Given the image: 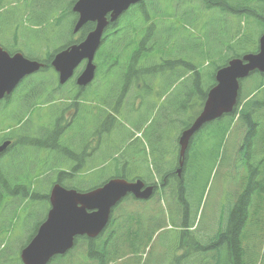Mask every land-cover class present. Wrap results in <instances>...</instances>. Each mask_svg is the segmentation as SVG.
<instances>
[{"label": "trees", "instance_id": "obj_1", "mask_svg": "<svg viewBox=\"0 0 264 264\" xmlns=\"http://www.w3.org/2000/svg\"><path fill=\"white\" fill-rule=\"evenodd\" d=\"M77 1L78 0H0V17L4 22L3 32L6 38V40L2 42L3 48L10 54L22 52L29 59H35L33 57H44L42 54L38 53L37 55L30 54L29 51L32 49L31 46L40 41L46 27L50 24L60 25V23L67 18L69 13L72 16L74 15V27L78 15L73 12V6ZM261 2H263V0H185L184 2L175 4L172 9L182 10L187 5L188 9H186V15L192 16V19L196 11L199 16L202 15L199 14V12L205 13L211 10V23L214 29L218 31L221 39L224 38L226 43H230L233 39V28L235 27V23L236 29L234 39L238 35L240 17L249 16L254 19L259 17V19L264 21V6L259 5ZM126 15H128V17L124 19ZM168 15V12L163 7L160 10V6L155 0H148L146 3L132 7L116 23H110L104 34L101 50L96 58L97 79L95 83L98 82L106 89L107 93L104 96H100L99 92H97L98 88H95L94 91L90 88L87 92L85 89L77 87L74 81L67 84L70 89L68 90L67 88L66 92L63 91L66 85L61 86L59 84L53 86L52 81L50 83L47 77L38 78L41 75L35 77V90L36 87L37 90L41 92L47 90V95L50 100H40L38 96L31 101V107L36 106L39 102L55 103L58 100L56 98L57 94L61 95L59 100H62L63 105L66 107L62 106L63 116L56 120L55 126L57 134L53 136V145L52 143H50V146L48 145V138L42 141L44 148L47 149L46 151L50 156L48 160L52 159L51 151L57 153V166H60V169L57 170V167L55 169V171L59 173L55 182L68 189H75L79 192L98 188L113 178H123L128 181L142 180L145 183L151 182V177H149V175L142 177L137 175L138 172L134 170L135 163L139 155L143 153V149L138 142L134 140V135L130 134L126 129L124 130L121 124L123 117H130L131 119L136 114L130 102L126 100V102H128L126 105L125 99L122 97H124L126 93H129L133 86V79L137 75L139 77L142 74L150 75L160 72L166 77L175 75L174 77L176 80L179 79V77L184 78L188 74L192 75L195 78V82L187 93L189 96L193 94L197 95V102L200 100V102L197 103V113H199L202 106L201 102L206 99L209 91L208 89L210 88L205 87L209 75L202 70L203 58L184 57L183 51L179 53L180 55H174V52H170L168 55L166 54V56L161 55L162 64H152V54H160L161 49L164 48L165 50L172 40L186 43V34H178L173 23L164 24L161 18L167 17ZM197 20V25H199L201 24V20L203 22L204 17L203 19L198 17ZM194 22L195 19H193L190 24L193 25ZM222 23L223 27L221 29H216L220 28V24ZM73 27L72 29H74ZM94 27L95 25L92 23L87 24L81 30L78 37L71 31L69 43L63 44L54 53L49 54L47 56L49 57L48 59L42 61L46 65L45 71H43L42 74L47 72L48 69H52L50 67L51 61L56 53L82 42L87 34L94 30ZM202 27L205 28L206 24H202ZM239 40L241 44L243 37ZM212 43L218 44L219 37H216V39L214 38ZM134 44L138 45L136 50L133 46ZM197 47L196 45V48ZM233 47L234 46H230V51H232V53ZM142 54H144L143 60L146 62V64H142V66L146 65V68L141 66L139 69L138 67L140 66ZM196 54L199 55V53ZM234 54H236L235 51L233 56ZM236 56L239 57L240 55L236 54ZM229 58L230 57H217L216 53H211V57H205V64L207 66L213 64L216 68L211 76L210 84H213V86L216 83L215 73L219 68L223 67L224 60H228ZM144 61H142V63ZM261 77L262 81L258 89L264 88V75H261ZM46 80H48L47 83ZM73 93L74 96L72 97L71 94L73 95ZM139 94L143 99L141 104L143 109L150 108L153 112L156 108L155 105L150 104L146 96H143L140 92ZM166 98L160 105L159 112L164 109L167 101ZM183 106L185 108V105ZM74 107L76 110L82 108L91 109V112L95 110L97 121L90 122L87 119H83L80 113H77L74 117L73 125L70 126V129L63 132V130H65L63 126L67 123L65 115ZM114 115L120 117V120H117ZM249 116V111L245 110L240 120L247 119L250 124L251 120ZM23 119L24 116H22L19 121ZM178 119H181L178 112L175 121H173L172 118L167 121L166 114H162L160 116L159 127L160 131H162V129H168L167 137L172 136L177 141L182 134L181 127L176 123ZM109 120L114 121L111 128L114 127L116 129L115 134L111 129H103L101 134L97 135V137L100 136V141L95 154L90 156L87 155V148L97 142L94 140L96 132L91 131L90 126L94 123L97 127H100L101 124L104 128V125ZM146 122L147 120L143 122V125ZM231 122L224 128L222 131L223 134L228 131L232 125ZM181 124L183 128L184 123ZM24 126L20 129H13L6 132L13 126L0 125V141L9 137L14 140L16 139L15 145L9 149L8 155L4 157L9 160L10 165L8 167L2 165L1 160L4 158H0V264H22L20 257L15 254L13 248L9 249V247H12L10 240L12 239L11 232L13 225L16 219L19 218V213L22 208H24V211L27 208V211H29L31 208V211L33 210V212H36L43 202L47 205L51 186L55 184L53 181L40 178V175L36 176V173L30 181L26 182L23 180V168H25L26 176L29 177L37 165V163L33 165L30 161L32 148L35 147V151L32 152L33 156L44 151L43 148L36 147L38 141L35 139L34 132V137H32V139L28 140L26 138L25 134L27 133H24ZM111 134L115 136L112 142L110 141ZM117 142L120 143L121 148H114ZM128 142H130L129 155L124 157L122 146ZM168 144L169 141L166 139V148L164 152H167L169 149ZM220 145L221 143L214 148L213 155L209 156V154L199 155L200 149L197 142L191 144L188 153H186L184 165L182 167L185 175L182 179L184 181V186L181 187V191H185L184 189H186L189 193L190 187L192 186L193 188L195 182L199 183L202 174L200 168L207 159H210L208 177L211 176L219 161ZM258 146L259 148H263L264 144L259 143ZM103 151L105 153L109 152L111 155H114L115 158L120 154L118 159L119 166H116V173L111 174V177H107L95 185L85 183L87 180V173L100 169V163L97 159ZM179 153V147L177 149L175 148L170 159L165 160V164L162 168V171H165V175L175 174V170L179 168ZM25 154L27 155L25 156ZM20 155H23L25 164H22V162L18 160ZM247 157H249V155L240 154L238 157L232 156L228 163V177L230 180L235 181L238 187L234 192L236 204L230 213L229 225L227 230H225V245L227 246V250H221L218 256L212 258V264H264V163L259 161L260 164H258L251 158L248 167V164L245 163ZM48 160L46 161L45 159V168H49ZM193 163L197 166L196 171L195 167L192 166ZM22 165L25 166L22 167ZM38 166L41 167L39 172H43L45 173L44 176L49 177L45 168L39 164ZM232 170L235 174L243 170L245 182L241 183L235 179ZM50 175L52 176V174ZM79 181L83 182L79 184ZM207 184L208 182L203 185V189L207 187ZM179 194H181V192L176 190L170 192L168 197L171 200H178ZM125 201L126 203L121 206ZM132 201L136 200L132 197H128L114 210L110 224L99 238L95 240L86 237L78 238L72 251L66 255L55 257L49 264L53 261H57L58 264H74V262H77L76 264H119L126 263L131 254L137 255V257L142 260V264L153 263L154 260L146 256V251L152 241L150 233L155 227L142 228L139 223L140 217L137 214L130 212L128 208L126 211L122 209V207ZM48 209L49 207L47 208V212ZM44 219L37 224L33 233L28 236V241L20 248V251L31 241ZM163 220L167 221V218ZM175 226L179 227V224H174L173 227ZM183 227L188 229L187 224ZM206 230H208V228L203 229V231ZM202 235V232L199 233V237L197 236L195 239L204 251L209 253L214 250V243L217 240L214 235L213 244L208 248L200 239ZM167 237H171V234H164L162 243L164 247H167L164 245ZM138 244L142 245V253L137 248ZM199 252L200 250L197 244H193V242L189 243L187 255L193 257L194 261L192 264H207L209 257L200 260ZM202 254L204 253L202 252ZM170 258L171 257L165 259L166 263L174 264L169 261Z\"/></svg>", "mask_w": 264, "mask_h": 264}, {"label": "rangeland", "instance_id": "obj_2", "mask_svg": "<svg viewBox=\"0 0 264 264\" xmlns=\"http://www.w3.org/2000/svg\"><path fill=\"white\" fill-rule=\"evenodd\" d=\"M155 1L159 4L161 10L162 4L165 3V0ZM173 3L176 2L173 1ZM259 5L264 6V0L263 2L259 3ZM170 6V2L165 3V7L167 9H169ZM185 9H188L187 5L185 6ZM127 17L128 15H126L124 19ZM73 18L74 15L72 16L69 13L67 18H65L62 23H60V25L57 26L50 24L48 27H46V29L43 31V37L40 39V41L37 42V44H33L31 46L32 49L29 51V53L32 55H37V53L42 54L44 57L38 58L46 60L49 58L47 57L49 54L54 53L63 44L69 43L71 39V31L73 33L75 30V26L73 27ZM252 20H254V25L250 26V22ZM72 27L74 29H72ZM180 28L182 32L189 37V40L194 45V47L196 48L197 45L198 47L196 49L200 50L198 57L203 58L202 70L209 75L205 87L213 86V84H210L211 76L215 72L216 68L213 64L207 66L205 64V57H211L212 51H215L217 57L220 58L227 57V55L219 50H215L213 44L209 48L201 47L200 39L195 36L197 30L196 27L190 24H186L182 25ZM263 30L264 21L262 19L250 18L248 20V26L243 27V40L241 44L246 43V51H242L243 53H251L255 50V47L259 42V37L261 36V34H263ZM3 40H6V38L3 37ZM202 45L205 46L204 41H202ZM237 47L238 46L234 47V50ZM226 50L230 51L228 48ZM151 58L154 59L155 57ZM224 61L225 64L227 62V59H225ZM159 64L162 63H158V65ZM174 76L175 75L166 77L159 72L154 77L153 84L154 86H156V88L153 89V93L150 96V104H154L156 107L153 112L150 108L143 109L139 102L137 104H134L133 100L130 104L133 106L132 108L136 113L135 116L131 119L130 117H123V121L121 123L122 128L124 130L126 129V131H128L130 134H133L134 140L138 142V144L143 149V153L139 155L134 166V170L138 172L137 175L139 176L143 177L149 175V177H155L156 173L158 172V167L163 161L164 151L166 148L165 141L168 136V129H162V131H160V116L162 114H166V116L169 117L173 113L178 112L181 117V119H179L180 122L185 123L190 118H194L197 113L196 107L194 105H192L190 109H185L184 106L181 105L179 111L177 108V105L179 104L194 102L187 91L193 86L195 78L192 75L188 74L184 78L179 77V79L176 80ZM40 77H47L50 83L52 81L53 86H57L60 84L57 72L54 69H52L51 72L43 73L38 78ZM47 81L48 80H46V83ZM261 81V75L259 73H255L250 77L244 79V81L242 82L241 94L244 98H247L243 103L244 110L255 112L257 111L258 107H262V104L264 103V88L258 89ZM65 85L66 87L63 91L67 92V88L69 90L70 87L67 86V84ZM95 88H98L97 92H99L100 96H104L107 93L103 85L99 84L98 82L93 85L92 90L94 91ZM157 94H163L167 97L164 109L160 112L159 96ZM71 96L73 97L74 93L73 95L71 94ZM59 97H61V95L57 94L56 98L58 100L55 103L41 102L38 103L37 106L33 107H18V111L21 112L22 116L25 117L24 123H26V125L24 126V133L26 131V128L33 131L35 133V139L36 141H38L36 147L44 149V151H41L36 154V156H33L32 152L35 151V147L32 148L30 161L33 165L35 163H37V165L33 169L31 176L29 177L26 176L25 168H23L22 178L26 182L30 181L35 173L36 176L40 175V178L53 182H55L58 178L59 173L55 171L58 162V157L56 155L57 153L55 151H51L52 159L48 160L50 156L46 151L47 149L44 148L42 141L45 140V138H48L49 141L51 137L57 134L55 123L57 118L63 116L62 106L65 107V105H63L62 103L63 101L59 100ZM191 112L193 113V116H190ZM81 116H83V114ZM255 117L259 119H252L250 124H244L243 127L238 124L237 126H234L232 128V131L225 139L224 144L220 149L219 161L211 176L208 177L210 159H207L205 162H203L200 168L202 174L199 183L195 182L193 188L192 186L190 187L189 193L188 190L186 191L185 189L183 196L182 192L180 191L181 188L178 189V191L181 192V194H179L177 198L179 202H177L176 200H171L169 198L165 199L162 196H158L155 199L146 202L132 201L131 203H127L124 207H122L124 211H126L128 208L130 212L135 213L140 217L139 223L142 228L151 226L155 227L150 233V236H152V241L146 251V256L154 260V262L151 264H170L168 262L166 263L165 261V259L168 257H171L169 261L173 262L174 264L193 263V257H189L190 255H187L189 247H186L185 245H189V243L193 242V240L190 239L189 234H187V236L183 235L182 231L184 230V228L182 227L187 224L189 216V219L191 218L192 220H195L196 225L201 230L209 228L210 226H213L214 221L212 220V217L214 215V210H216L218 213H221L225 206V203L226 205L228 204V207L233 204L231 202L227 203V200L229 198L227 196V192L231 191L236 184L235 181L230 180L228 177V163L230 157L232 156L234 146L237 147L238 144H242L244 141H247L251 143L254 148L261 150L258 144H264V110L263 112L256 114ZM7 118L9 120H12L13 115L10 114ZM145 120H147V122L143 125V122ZM2 124L6 125V121H3ZM113 124V120L107 121V123L104 125V129H111V126ZM216 125L217 124L215 123L206 125L204 129L199 132L194 138L197 141L198 147L200 149L199 155L209 154V156H212L214 148H216L220 144V134L216 133L213 136V129ZM129 144L130 142L122 146L124 157L129 155ZM114 148H121L120 143L117 142L114 145ZM26 155L27 154H25V156ZM119 156L120 154H118V156L115 158L114 155H111L109 152H101L97 159L100 163V169L87 173V180L85 181V183L95 185L100 183L101 180L106 179L107 177H111V174H115L116 166H119ZM261 158H264V153L261 154ZM45 159L46 161L48 160L49 168H45ZM18 160L22 162V164H25L23 155H20ZM1 163L2 165H6L7 167L10 165L9 160L5 158L1 160ZM194 163L192 166L195 167L196 171L197 166L195 165L196 163ZM38 164L42 165L45 168V171L49 177L44 176L45 173L39 172L41 170V167L38 166ZM163 165L164 164L161 165V170L163 168ZM24 166L25 165H22V167ZM50 174H52V176ZM183 176L184 175H182V178H184ZM163 177L164 175L160 176L159 182H162L161 179ZM82 182L83 181H79V184H81ZM206 182H208L207 187L203 189V185ZM174 189H177L176 177L172 183L168 182L165 188L162 187L159 190L158 194L167 195ZM125 203L126 201L121 206H123ZM47 208L48 204L45 205V202H43L40 205L39 210L36 212H33V210L31 211V208L29 211H27L28 208L25 209V211L24 208L20 210L19 218L16 219L11 232L12 239L10 240V242L12 243V247H9V249L13 248V251L16 255L20 256V248H22V246L25 245V243L28 241V236L33 233V231L37 227V224L45 218ZM197 212L198 214L196 216ZM165 218H167V221L163 220ZM179 221L180 228H178V226H175L174 228V224ZM166 233H170L171 237L166 238L164 245L167 247H164L162 243L164 240V234ZM179 242H182L181 247ZM176 246H178L179 249L176 248ZM137 248L142 253V245L138 244ZM221 250L222 249L212 250L209 253H205V255L201 254L202 256H199V259L201 260L202 258L205 259L209 257L207 264H212V258L218 256ZM76 263L77 262H74V264ZM51 264H58V262L53 261ZM119 264H142V260H140L137 255L131 254L126 263Z\"/></svg>", "mask_w": 264, "mask_h": 264}, {"label": "water", "instance_id": "obj_3", "mask_svg": "<svg viewBox=\"0 0 264 264\" xmlns=\"http://www.w3.org/2000/svg\"><path fill=\"white\" fill-rule=\"evenodd\" d=\"M142 1L76 2L73 11L78 14L79 19L74 33H78L90 22L96 26L84 41L55 55L51 65L59 75L60 84H66L84 61L87 63L77 78V85L87 87L94 81L95 55L100 49L104 31L109 24L108 15L111 23L116 22L132 5ZM42 67L43 64L26 58L20 52L10 55L0 47V100L10 94L25 77L40 71ZM255 71L264 73V35L260 39L259 53L235 59L218 71L217 86L211 90L201 116L193 124L191 131H187L181 139V156H184L190 138L203 125L232 111L236 103L239 81ZM10 143L0 145V154L8 149ZM143 188L141 181L129 183L122 179H113L103 187L87 193L55 185L51 191V209L46 220L20 253L23 264H49L54 257L69 252L77 237H99L109 224L113 208L128 194H132L136 199H148L152 195L151 187Z\"/></svg>", "mask_w": 264, "mask_h": 264}, {"label": "flooded vegetation", "instance_id": "obj_4", "mask_svg": "<svg viewBox=\"0 0 264 264\" xmlns=\"http://www.w3.org/2000/svg\"><path fill=\"white\" fill-rule=\"evenodd\" d=\"M2 3V2H1ZM1 5V4H0ZM1 12V11H0ZM4 22L2 21L1 17H0V47H3L2 42L3 37H5L4 35ZM37 60V59H34ZM41 59H39L40 61ZM43 61V60H41ZM52 62V61H51ZM43 68L41 69L40 75H42V72L45 71V67L46 65L43 63ZM85 66V62L81 64L80 67H82V69ZM51 67V66H50ZM51 71L50 69H48L47 72ZM44 72V73H47ZM77 77V75H76ZM76 79V78H75ZM28 82V83H27ZM76 82V81H75ZM34 84L36 86V79H35V75L32 76H28L26 77L20 84L19 86H17L10 94H6V96H4V98L2 100H0V125H2L3 121H6V125H13V127L11 129H8L7 132L16 129V128H21L24 125H26L25 122V118L22 121H19V119L21 118L22 114L21 112L18 111V107H25L28 108L30 107V103L33 100V98H36L39 96L40 100H46L48 97L47 93L48 91L45 90L44 92L38 91L37 87L35 90ZM90 87V86H89ZM86 88L85 91H89L90 88ZM37 94V95H36ZM36 95V96H35ZM77 113H80L81 115L83 114L82 118L83 119H87L90 122H96L97 117L95 116L96 111L94 110L93 112H91L88 108H82V109H78L76 110L75 107L72 108L70 111L67 112V114L65 115V119L67 120V123L65 124V126H63V128L66 131L67 129H70V126L73 125L74 122V117ZM12 114L13 115V119L9 120L7 117ZM91 131L96 132V135L94 136V140H96L97 142L93 143L92 145H90L86 152L87 155H94L95 151L97 149V146L99 144L100 141V136L97 137V135L101 134V132L103 131V127H97L96 124H92L90 126ZM187 129V128H186ZM26 138L28 140L32 139L33 136V131H31L30 129L26 128L25 131ZM11 141L12 144L10 147H8V149L0 154V158L8 155V151L9 149L15 145L16 143V139L14 140L13 138H7L4 139L2 141H0V144H3L5 142ZM52 141H54V138L51 137V139H49L48 145L50 146V143H52ZM191 153V152H190ZM175 175L174 174H166L164 175V177L161 179L162 182H159L158 187H157V193H159V190L163 187H166V184L168 182L172 183L175 180ZM149 186V183H146V187ZM182 186H184V181L179 179H177V187L180 189ZM182 190V188L180 189V191ZM185 190V189H184ZM182 192V196L184 195V191ZM187 230V231H186ZM183 235L187 236V234L190 235V239L193 240V244H197L198 249L201 248L203 249L200 244L197 242V240L195 239V237L193 235H191L189 229H184L182 231ZM226 232L223 228V225H221L215 233V239L217 240L214 243V250H218L221 249L225 246V236ZM180 247L182 246V242L180 243ZM186 247H189V245L185 244ZM212 245L207 246L208 248H210ZM176 248L179 249L178 246H176Z\"/></svg>", "mask_w": 264, "mask_h": 264}, {"label": "crops", "instance_id": "obj_5", "mask_svg": "<svg viewBox=\"0 0 264 264\" xmlns=\"http://www.w3.org/2000/svg\"><path fill=\"white\" fill-rule=\"evenodd\" d=\"M194 250H195V249H194ZM199 250H200V252H199V253H200V255H199V256H202V255H201V254H202V252H203V253H204V255H205V253H206V252L204 251V249H201V248H199ZM188 256H189V255H188ZM202 259H203V258H202Z\"/></svg>", "mask_w": 264, "mask_h": 264}, {"label": "bare ground", "instance_id": "obj_6", "mask_svg": "<svg viewBox=\"0 0 264 264\" xmlns=\"http://www.w3.org/2000/svg\"><path fill=\"white\" fill-rule=\"evenodd\" d=\"M186 130H187V131H191L189 128H187ZM234 223H235V222H234ZM182 228H184V227H182ZM184 229H185V228H184ZM186 231H187V230H186ZM96 257H97V256H96Z\"/></svg>", "mask_w": 264, "mask_h": 264}]
</instances>
